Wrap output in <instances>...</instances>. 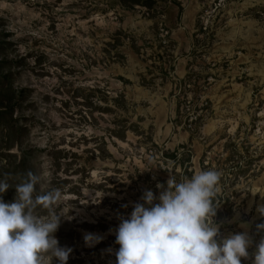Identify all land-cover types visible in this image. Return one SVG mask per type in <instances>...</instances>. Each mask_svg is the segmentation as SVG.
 <instances>
[{
    "label": "rangeland",
    "instance_id": "374dc122",
    "mask_svg": "<svg viewBox=\"0 0 264 264\" xmlns=\"http://www.w3.org/2000/svg\"><path fill=\"white\" fill-rule=\"evenodd\" d=\"M0 60L11 74L0 104L15 105L12 127L0 122V198L13 202L29 171L41 176L34 196L60 189L67 264H116V230L144 192L159 203L170 174L210 169L217 240L246 233L252 264L264 238V0H0ZM87 233L102 239L89 246Z\"/></svg>",
    "mask_w": 264,
    "mask_h": 264
},
{
    "label": "clouds",
    "instance_id": "9594fccd",
    "mask_svg": "<svg viewBox=\"0 0 264 264\" xmlns=\"http://www.w3.org/2000/svg\"><path fill=\"white\" fill-rule=\"evenodd\" d=\"M41 176L29 171L15 186L13 202L0 198V264H67L71 248L61 247L55 235L61 216L55 206L62 200L60 189L35 195ZM220 173L201 170L179 182L170 174L167 187L158 197L146 190L130 217L116 230V264H242L251 244L246 233H236L217 240L219 227L214 223ZM10 185L0 181V193ZM145 204L151 207H146ZM47 210L46 216L36 213ZM264 215V205L258 208ZM264 230V224L257 226ZM102 239L92 233L84 236L89 246ZM252 264H264V238L256 245Z\"/></svg>",
    "mask_w": 264,
    "mask_h": 264
},
{
    "label": "trees",
    "instance_id": "16d2710c",
    "mask_svg": "<svg viewBox=\"0 0 264 264\" xmlns=\"http://www.w3.org/2000/svg\"><path fill=\"white\" fill-rule=\"evenodd\" d=\"M122 1H123V3H126V4H132V5L141 4V5H145V6H151L153 0H122ZM5 62L6 61H4V60H0V69H3L2 67L5 66V64H6ZM10 77H11V74L9 72H4L3 74H0V79L5 78L7 81H9ZM21 92L23 93V91H21ZM19 94L21 95L20 92H19ZM14 109H15L14 104H9V105H5V106H2L0 104V122L3 123L4 125L8 126V127H12L11 122L13 120H15L13 118ZM181 111H182V109H181L180 105L178 104L177 114L179 116H181ZM199 119H201V116L196 117L195 123H197ZM25 161H26V157L24 156L22 162L24 163Z\"/></svg>",
    "mask_w": 264,
    "mask_h": 264
}]
</instances>
